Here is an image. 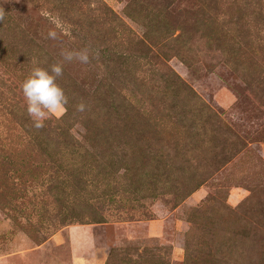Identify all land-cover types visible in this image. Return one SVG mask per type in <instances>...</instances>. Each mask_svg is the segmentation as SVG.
<instances>
[{
    "label": "rangeland",
    "instance_id": "rangeland-1",
    "mask_svg": "<svg viewBox=\"0 0 264 264\" xmlns=\"http://www.w3.org/2000/svg\"><path fill=\"white\" fill-rule=\"evenodd\" d=\"M0 10V264H264V0ZM85 46L36 129L33 61Z\"/></svg>",
    "mask_w": 264,
    "mask_h": 264
},
{
    "label": "clouds",
    "instance_id": "clouds-1",
    "mask_svg": "<svg viewBox=\"0 0 264 264\" xmlns=\"http://www.w3.org/2000/svg\"><path fill=\"white\" fill-rule=\"evenodd\" d=\"M2 19L3 12L0 10V20ZM47 38L57 40L59 36L57 32L49 31ZM60 56L62 59L51 64L49 68L40 67L33 61L36 66L21 84L26 111L36 129L43 128L45 121L52 115H61L66 111L68 97L57 83L58 78L63 76L64 65L73 62L88 65L92 58L98 56V52L93 54L90 46H85L79 50L61 49ZM76 110L84 112L86 105L81 102L76 105Z\"/></svg>",
    "mask_w": 264,
    "mask_h": 264
}]
</instances>
